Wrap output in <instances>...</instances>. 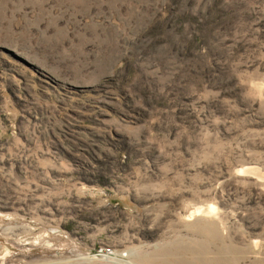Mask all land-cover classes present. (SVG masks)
<instances>
[{
    "label": "rangeland",
    "instance_id": "374dc122",
    "mask_svg": "<svg viewBox=\"0 0 264 264\" xmlns=\"http://www.w3.org/2000/svg\"><path fill=\"white\" fill-rule=\"evenodd\" d=\"M0 264H264V0H0Z\"/></svg>",
    "mask_w": 264,
    "mask_h": 264
},
{
    "label": "built area",
    "instance_id": "2783aa9c",
    "mask_svg": "<svg viewBox=\"0 0 264 264\" xmlns=\"http://www.w3.org/2000/svg\"><path fill=\"white\" fill-rule=\"evenodd\" d=\"M105 251H109V248H107Z\"/></svg>",
    "mask_w": 264,
    "mask_h": 264
},
{
    "label": "bare ground",
    "instance_id": "6f19581e",
    "mask_svg": "<svg viewBox=\"0 0 264 264\" xmlns=\"http://www.w3.org/2000/svg\"><path fill=\"white\" fill-rule=\"evenodd\" d=\"M256 243V242H255ZM123 261V260H122Z\"/></svg>",
    "mask_w": 264,
    "mask_h": 264
}]
</instances>
